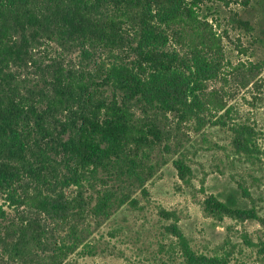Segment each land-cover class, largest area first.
I'll use <instances>...</instances> for the list:
<instances>
[{"label": "trees", "instance_id": "1", "mask_svg": "<svg viewBox=\"0 0 264 264\" xmlns=\"http://www.w3.org/2000/svg\"><path fill=\"white\" fill-rule=\"evenodd\" d=\"M210 12L206 0H0V201L16 212L0 206V264H66L86 242L84 221L137 206L174 152L173 125L229 127L236 154L254 159V128L228 126V94L210 90L228 68ZM52 44L58 57H37ZM75 53L82 60L67 64ZM263 68L251 64L241 86ZM174 165L188 181L186 162ZM203 205L218 222L264 223L238 202L210 195ZM167 231L182 264H229L230 254L195 252L177 225Z\"/></svg>", "mask_w": 264, "mask_h": 264}, {"label": "rangeland", "instance_id": "2", "mask_svg": "<svg viewBox=\"0 0 264 264\" xmlns=\"http://www.w3.org/2000/svg\"><path fill=\"white\" fill-rule=\"evenodd\" d=\"M206 4L223 35L228 62L225 75L212 82L210 90L227 92L230 113L225 121L228 126L246 123L254 128L259 152L252 160L236 154L229 127L210 124L200 132L192 126L179 132L173 125L170 145L174 152H163L168 163L148 183L146 193L135 195L137 206L126 205L101 223L92 218L84 221L86 242L66 264H182V256L171 250L175 242L167 231L171 224L184 232L198 254H230L229 264H264V223L218 222L205 215L203 205L214 195L254 208L264 218V68L249 86H241L251 64H264V0H206ZM44 48L36 54L45 62L62 52L57 44ZM65 59L67 64L77 65L82 57L75 53ZM241 63L246 68L238 74L234 67ZM24 72L33 82L41 78L36 68ZM180 158L192 170L188 181L181 180L174 165ZM68 193L72 195L73 190ZM0 206L9 216L16 215L8 202L1 200ZM164 211L171 217L166 218ZM88 245L94 255L86 253Z\"/></svg>", "mask_w": 264, "mask_h": 264}]
</instances>
